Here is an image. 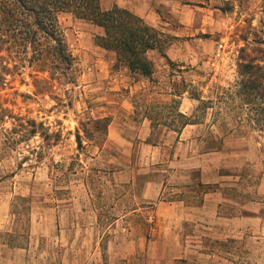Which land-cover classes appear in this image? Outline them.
<instances>
[{
    "label": "rangeland",
    "instance_id": "rangeland-1",
    "mask_svg": "<svg viewBox=\"0 0 264 264\" xmlns=\"http://www.w3.org/2000/svg\"><path fill=\"white\" fill-rule=\"evenodd\" d=\"M100 5L162 32L147 52L153 73L132 72L101 46V26L59 12L72 70L27 66L0 87L1 108L43 123L16 144L0 135V264H144L155 239L177 244L172 256L185 245L178 264H264V0ZM35 78L45 79L42 93ZM181 114L196 126L182 132ZM169 166L201 171L175 175ZM154 168L168 169L160 198L196 208L217 192V217L239 218L218 219L209 205L199 218L191 212L183 235L154 233V203L142 199Z\"/></svg>",
    "mask_w": 264,
    "mask_h": 264
},
{
    "label": "trees",
    "instance_id": "trees-1",
    "mask_svg": "<svg viewBox=\"0 0 264 264\" xmlns=\"http://www.w3.org/2000/svg\"><path fill=\"white\" fill-rule=\"evenodd\" d=\"M63 11L101 26L105 34L98 38L99 44L115 51L132 72L145 77L153 73L147 52L160 47L162 32L126 8L115 6L103 10L100 0H0V87L4 88L11 82L9 76L14 79L20 76L27 66L36 68L37 72L72 70L73 58L58 28V14ZM244 68L247 73L251 72L250 65L246 64ZM44 81L35 78L38 93H42L40 85ZM243 88L244 99L247 100L250 87L246 83ZM181 115L186 118L183 128L196 124L186 115ZM7 117L13 119L11 128L5 126ZM95 122L100 124L104 119ZM26 123L32 128L25 127ZM41 128L43 123L35 119L26 120L0 107V135L7 145L28 140ZM16 133L19 139L15 137Z\"/></svg>",
    "mask_w": 264,
    "mask_h": 264
},
{
    "label": "crops",
    "instance_id": "crops-1",
    "mask_svg": "<svg viewBox=\"0 0 264 264\" xmlns=\"http://www.w3.org/2000/svg\"><path fill=\"white\" fill-rule=\"evenodd\" d=\"M118 5H122L119 2ZM196 124H189L183 128L184 132L188 127H194ZM170 172H173L178 174L179 172H190L200 170V168H194L196 166H169ZM199 167V166H198ZM165 171H168V169L161 170L159 168L153 169V174L151 175V178L145 182L144 190L143 191V200L147 203H154V208L152 215L150 216L151 219L154 221H157L156 227L153 228L155 231L154 233L164 234V235H172L176 234L177 236L183 235V224L185 221L189 220V217L192 213H197L198 218L199 215H203L205 212H201L205 210V208L209 205H213L215 207V211H213L211 214L214 217H217V207L218 205L212 204L214 200H212V195L217 194V192L214 193H205L203 196V202L198 207H191L188 205L189 202H187L186 199L182 198H176L167 200L164 198H160L161 194L165 192V188L167 187L168 183L165 179L166 176L163 175ZM178 185V183L172 184ZM147 191V192H146ZM150 192V193H149ZM211 199V200H210ZM200 213V214H199ZM196 216V215H195ZM218 219H227L234 221L238 219L239 217H229V216H219ZM253 218V217H251ZM249 219V217H248ZM173 228H175L173 230ZM179 229V230H178ZM4 246V245H3ZM147 248L149 251H152L154 254H152V259L148 260L144 264H178L179 262H183L182 260L184 257L186 258V248L185 245H181V253L174 254L172 256L171 251L177 248V244L171 243V242H161L155 241L151 242L149 245H147ZM16 249H10V251L13 253ZM20 250H23L22 248ZM167 256V257H165ZM172 256L171 258H169ZM18 260L16 258H10L7 261V264H21L20 262H17ZM130 261L123 262L122 260H112V261H101V264H129Z\"/></svg>",
    "mask_w": 264,
    "mask_h": 264
}]
</instances>
